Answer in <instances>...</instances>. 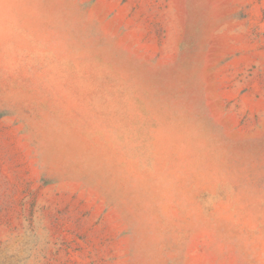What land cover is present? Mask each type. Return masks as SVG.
Masks as SVG:
<instances>
[{"label": "rangeland", "instance_id": "374dc122", "mask_svg": "<svg viewBox=\"0 0 264 264\" xmlns=\"http://www.w3.org/2000/svg\"><path fill=\"white\" fill-rule=\"evenodd\" d=\"M0 264H264V0H0Z\"/></svg>", "mask_w": 264, "mask_h": 264}, {"label": "crops", "instance_id": "0c3cea01", "mask_svg": "<svg viewBox=\"0 0 264 264\" xmlns=\"http://www.w3.org/2000/svg\"><path fill=\"white\" fill-rule=\"evenodd\" d=\"M16 17H18V19L17 20L15 19V21L19 20V21H22V23L14 22V27L20 30L25 29L26 25L23 24V20H24L23 16H16Z\"/></svg>", "mask_w": 264, "mask_h": 264}]
</instances>
